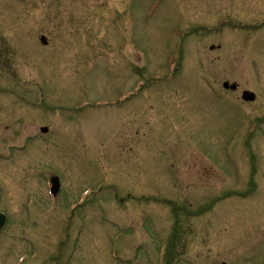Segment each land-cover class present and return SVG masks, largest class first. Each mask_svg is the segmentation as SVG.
<instances>
[{
  "label": "rangeland",
  "instance_id": "374dc122",
  "mask_svg": "<svg viewBox=\"0 0 264 264\" xmlns=\"http://www.w3.org/2000/svg\"><path fill=\"white\" fill-rule=\"evenodd\" d=\"M259 19L264 0H0V264H264Z\"/></svg>",
  "mask_w": 264,
  "mask_h": 264
},
{
  "label": "water",
  "instance_id": "95a60500",
  "mask_svg": "<svg viewBox=\"0 0 264 264\" xmlns=\"http://www.w3.org/2000/svg\"><path fill=\"white\" fill-rule=\"evenodd\" d=\"M224 86H227V83H224ZM236 87L235 84H232L230 86L231 89H234ZM249 93L248 92H245L243 97L246 99V100H251L253 99V94H250L248 95ZM42 131H46V128H42ZM58 190V180L56 178H53V187H52V191L54 193H56ZM3 222H4V217L3 215L0 214V228L2 227L3 225Z\"/></svg>",
  "mask_w": 264,
  "mask_h": 264
},
{
  "label": "bare ground",
  "instance_id": "6f19581e",
  "mask_svg": "<svg viewBox=\"0 0 264 264\" xmlns=\"http://www.w3.org/2000/svg\"><path fill=\"white\" fill-rule=\"evenodd\" d=\"M4 229H5V227H4ZM3 231V230H2ZM1 232V231H0ZM1 234V233H0Z\"/></svg>",
  "mask_w": 264,
  "mask_h": 264
}]
</instances>
